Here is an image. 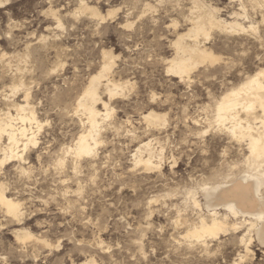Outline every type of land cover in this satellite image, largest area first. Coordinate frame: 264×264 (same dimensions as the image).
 <instances>
[{"label":"rangeland","instance_id":"374dc122","mask_svg":"<svg viewBox=\"0 0 264 264\" xmlns=\"http://www.w3.org/2000/svg\"><path fill=\"white\" fill-rule=\"evenodd\" d=\"M85 1L104 15L117 12L105 20L80 13L81 0H7L0 7V52H7L0 61V113L16 114L13 103L25 104V90L10 87L22 79L42 125L32 126L37 143L23 158L0 166V183L23 212L18 219L0 205V264H264L255 235L250 253L240 242L245 227L205 246L186 238L207 213L193 207L189 192L230 166L237 172L248 154L211 112L225 91L264 68V1L203 0L246 31L202 36L221 59L184 78L168 66L173 42L191 26L195 0ZM104 51L115 56L109 77L130 86L111 98L101 90L110 116L99 120L95 152L79 157L67 152L89 129L78 101L102 69ZM16 53H29L28 61ZM98 107L106 113L103 103ZM152 109L166 115L165 124L143 118ZM150 140L162 160L147 170L134 154ZM197 197L203 205L202 193ZM25 232L33 236L19 239Z\"/></svg>","mask_w":264,"mask_h":264},{"label":"bare ground","instance_id":"6f19581e","mask_svg":"<svg viewBox=\"0 0 264 264\" xmlns=\"http://www.w3.org/2000/svg\"><path fill=\"white\" fill-rule=\"evenodd\" d=\"M6 1L0 0V7H3ZM79 12L105 20L107 16L116 14L117 9H111L104 15L98 7L81 0ZM192 14L191 26L186 33L180 34L173 42L176 53L169 60V71L181 78L190 77L192 71L199 65L212 64L219 58L221 59L200 40L202 36L209 39L213 29L228 32L246 31V27L237 19L229 21L222 18L218 7L208 5L203 0L194 1ZM132 25L133 22L127 21V27ZM250 27L254 28L252 25ZM187 37L192 39L188 41ZM103 55L102 69L92 75L78 101V111L87 116L89 129L77 137L75 145L70 147L67 152L74 153L79 157L89 156L95 152L96 146L99 144L97 140L98 129L101 127L99 120L101 117L108 118L110 116L108 102L104 101L101 90L104 89L111 98L123 94L130 86L129 81H115L109 77L115 64V56L111 51H104ZM6 56L7 52L2 53L1 51L0 61L6 62ZM14 58L27 62L29 53H16ZM10 64L11 60L7 62V65ZM16 68L19 71L23 70L19 65ZM10 87L13 93L20 89L25 90V104L13 103L16 114L11 113L10 110L0 113V142L4 137L8 139V144L0 145L3 154L0 166L13 158H23L28 147L37 143L32 126L36 124L40 129L42 126L34 109L30 106L28 100L30 92L24 81L22 79L15 81ZM99 103L104 104L105 114L99 110ZM212 110L211 119L214 124L216 123L229 137L239 142H245L248 154L237 172L233 170L234 167L230 166V172L218 173L211 181L204 182L196 190L189 192L188 197L193 207L201 209L204 206L207 213H200L199 221L188 229L187 242L194 243L196 241L205 246L210 238L215 239L229 230L236 232L245 227L247 232L239 239L245 245L246 253H250L254 235L259 243L264 245V68L247 76L238 86L225 91L215 101ZM143 118L150 125L165 124L166 122V115L153 109L147 112ZM18 123L21 124L18 126ZM21 146L23 148H20ZM153 147L151 140L141 144L134 154L136 164H143L147 170L159 168L161 163L158 165L154 159L158 157L161 162L162 156ZM63 159L59 161L61 164L65 162ZM199 192L202 193L205 200L203 205L197 197ZM189 200L187 201L190 203ZM0 205L5 207L7 213L18 219L23 214L22 204L6 194L4 183H0ZM219 209H222L223 212H220ZM32 236L30 232L18 235L19 239H29ZM239 257L242 259L244 255ZM233 264L239 263L234 262Z\"/></svg>","mask_w":264,"mask_h":264}]
</instances>
